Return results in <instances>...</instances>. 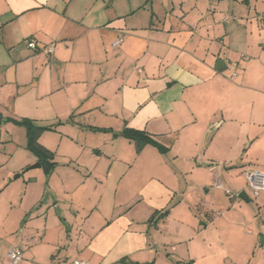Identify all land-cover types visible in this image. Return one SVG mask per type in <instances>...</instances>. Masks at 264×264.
I'll return each mask as SVG.
<instances>
[{"label":"crops","instance_id":"0c3cea01","mask_svg":"<svg viewBox=\"0 0 264 264\" xmlns=\"http://www.w3.org/2000/svg\"><path fill=\"white\" fill-rule=\"evenodd\" d=\"M0 114V264H264V0H0Z\"/></svg>","mask_w":264,"mask_h":264},{"label":"trees","instance_id":"16d2710c","mask_svg":"<svg viewBox=\"0 0 264 264\" xmlns=\"http://www.w3.org/2000/svg\"><path fill=\"white\" fill-rule=\"evenodd\" d=\"M14 120V119H13ZM16 123L24 125L27 130L28 135V148L34 152L39 159L41 166L47 173H50L56 165L55 154L44 145H42L39 141L40 136L48 130H52L55 128V125H41L35 122L32 119H21L14 120ZM125 135H128L138 142L144 143H154L158 145L156 140L152 139L149 134L131 128H126L123 132ZM168 210L161 213L160 217H164L168 214Z\"/></svg>","mask_w":264,"mask_h":264},{"label":"built area","instance_id":"2783aa9c","mask_svg":"<svg viewBox=\"0 0 264 264\" xmlns=\"http://www.w3.org/2000/svg\"><path fill=\"white\" fill-rule=\"evenodd\" d=\"M234 17L232 15H226L225 19L230 20ZM124 36L120 35L115 42V45L120 44L123 42ZM28 43L31 47H35L36 44L31 40L28 39ZM44 52L47 54H52L54 52V45H48L44 47ZM138 72H143L141 67H137ZM248 178V189L251 190L255 196H258L262 191H264V171L258 170H248L246 172ZM231 196H234L233 192H230ZM8 256L10 257L12 264H17L23 257V249L21 247H12L8 251ZM64 264H90L89 261L81 259V258H74L70 261H67Z\"/></svg>","mask_w":264,"mask_h":264},{"label":"water","instance_id":"95a60500","mask_svg":"<svg viewBox=\"0 0 264 264\" xmlns=\"http://www.w3.org/2000/svg\"><path fill=\"white\" fill-rule=\"evenodd\" d=\"M4 119V116L2 114H0V120H3ZM41 164L40 162H37L36 164L32 165L31 167L32 168H37V167H40ZM20 174H17L16 177H19ZM9 181H11V179H9ZM240 197L244 198V199H248V194L246 192H241L240 193Z\"/></svg>","mask_w":264,"mask_h":264},{"label":"rangeland","instance_id":"374dc122","mask_svg":"<svg viewBox=\"0 0 264 264\" xmlns=\"http://www.w3.org/2000/svg\"><path fill=\"white\" fill-rule=\"evenodd\" d=\"M8 182V181H7Z\"/></svg>","mask_w":264,"mask_h":264}]
</instances>
